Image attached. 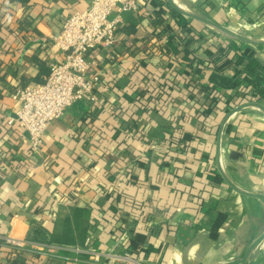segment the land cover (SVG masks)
<instances>
[{"label":"crops","instance_id":"1","mask_svg":"<svg viewBox=\"0 0 264 264\" xmlns=\"http://www.w3.org/2000/svg\"><path fill=\"white\" fill-rule=\"evenodd\" d=\"M3 1L0 264H7L4 241L27 240L34 225L42 235L33 243L41 246L18 254L29 264L241 261L264 233V200L236 192L223 176L241 192L264 196V93L257 84L264 47L226 38L167 0H136L138 11L122 15L125 52L116 61L101 57L96 102L69 107L31 151L27 134L6 124L15 116L11 95L23 61L44 56L41 43L91 0ZM173 1L264 39V0ZM46 57L56 61L52 47ZM251 60L257 68L249 71ZM215 74L234 86L211 88ZM114 254L131 260L106 258ZM244 264H264V239Z\"/></svg>","mask_w":264,"mask_h":264},{"label":"built area","instance_id":"2","mask_svg":"<svg viewBox=\"0 0 264 264\" xmlns=\"http://www.w3.org/2000/svg\"><path fill=\"white\" fill-rule=\"evenodd\" d=\"M138 11L136 0H91L89 8L68 15L59 31L49 38L57 55L47 63L49 73L43 83H28L16 89L11 99L17 103L16 123L27 134L31 151L40 149L48 126L82 100L95 103L100 78L101 57L116 61L125 52L120 42L122 15ZM89 239L85 245L88 246ZM4 246L18 254L27 247L41 246L7 238ZM79 253V250H76ZM95 261L98 262L99 254ZM109 260L130 262L128 255H106Z\"/></svg>","mask_w":264,"mask_h":264},{"label":"trees","instance_id":"3","mask_svg":"<svg viewBox=\"0 0 264 264\" xmlns=\"http://www.w3.org/2000/svg\"><path fill=\"white\" fill-rule=\"evenodd\" d=\"M16 1H18V0H8V2L6 4L8 5L9 3H14ZM4 4H5V1H3V0L0 1V9H1V7L4 6ZM1 23H2V21L0 20V25H2ZM18 24L21 26L22 29H25V31L28 30V29H26L27 28L26 24L23 25V21L18 22ZM47 43H48V41H47ZM41 45L43 47L40 48V52L45 53V55L44 56L39 55V54L38 55H31L30 59L28 61L26 59L23 61L24 71H23V73H21L19 75V77H18L19 82H18V85L15 87L14 91L16 89H18L19 87H23V86L27 85L28 83H43V82H45V80L48 76V73H49V69H48V66L46 63L47 62L46 56H48V54H49V51L51 48V43L49 42L48 44H46V43L42 42ZM146 45L148 46V44H146ZM156 53H160V55H162L159 49H156ZM166 53H168V52L166 51ZM248 65H249V71L254 70V67L257 68V62H255L253 60L249 61ZM30 67L34 68V70H35V73L33 75H29L26 72ZM14 77L17 78V73L14 74ZM260 83H262V85H263L259 89V93L262 95L264 93V78L263 77L258 78L257 84H260ZM210 84H211V88H213V89L214 88L230 89L234 86L230 80L226 79L223 76H220V74L213 75L211 77ZM208 98H210V97H208ZM209 103L212 105L211 109L216 108L217 105L211 98L209 99ZM214 103H215V105H214ZM39 227L40 226H37V225H34L32 227V234L28 236L27 241L35 242L36 240H38L41 237L42 232L40 231L41 229ZM5 254H6L5 258H6L7 264H29L27 261L19 259L17 252L9 251L8 253H5Z\"/></svg>","mask_w":264,"mask_h":264},{"label":"water","instance_id":"4","mask_svg":"<svg viewBox=\"0 0 264 264\" xmlns=\"http://www.w3.org/2000/svg\"><path fill=\"white\" fill-rule=\"evenodd\" d=\"M167 2L171 6V8L175 12H177L179 15H181L185 18L194 20V21H198V22L202 23L203 25H205L207 28L211 29L212 31H214V32L226 37V38H229L231 40H235V41H238L241 43L249 44V45H252L255 47H264V39H261V40L251 39V38L246 37L244 35L235 33V32H233V31H231V30H229V29H227L221 25L214 23L213 21H211L205 17H202V16L196 15L194 13H190V12L182 10L181 8H179L175 4V2L173 0H167ZM223 177H224L226 183L232 189H234L236 192L243 194V195L256 197L259 200H264V196L261 194H247V193L239 191L235 186H233L230 183V181L225 176H223ZM263 239H264V233L255 239L254 243L248 249L246 256L241 261H232V262L227 263V264H244L246 262V260L250 257V255L253 253L255 248L263 241Z\"/></svg>","mask_w":264,"mask_h":264},{"label":"rangeland","instance_id":"5","mask_svg":"<svg viewBox=\"0 0 264 264\" xmlns=\"http://www.w3.org/2000/svg\"><path fill=\"white\" fill-rule=\"evenodd\" d=\"M242 4H243V3H242ZM244 5H246V4H243V8H242V9L246 10V7L244 8ZM246 6H247V5H246ZM244 20H245V19L242 18L240 21H242L243 24H244V22H245Z\"/></svg>","mask_w":264,"mask_h":264}]
</instances>
